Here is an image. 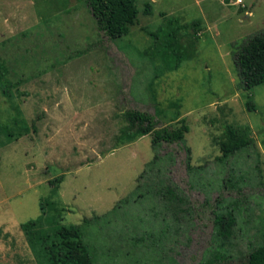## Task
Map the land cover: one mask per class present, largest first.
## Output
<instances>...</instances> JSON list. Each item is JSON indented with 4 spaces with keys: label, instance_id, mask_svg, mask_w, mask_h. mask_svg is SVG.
Returning <instances> with one entry per match:
<instances>
[{
    "label": "rangeland",
    "instance_id": "rangeland-1",
    "mask_svg": "<svg viewBox=\"0 0 264 264\" xmlns=\"http://www.w3.org/2000/svg\"><path fill=\"white\" fill-rule=\"evenodd\" d=\"M243 2L136 0L129 34L109 39L87 0H0V264H76L58 230L111 211L154 157L149 135L118 145L129 110L171 128L185 119L184 141L165 144L163 154L203 217L188 245L165 254L115 237L118 219L109 216L112 236L89 230L98 264H198L213 233L207 193L213 204L219 196L243 203L222 264L264 256V84L246 90L235 61L264 31V0ZM171 22L200 24L169 36ZM225 126L253 138L227 165L218 161ZM61 175V185L50 184ZM231 175L243 177L240 190Z\"/></svg>",
    "mask_w": 264,
    "mask_h": 264
},
{
    "label": "trees",
    "instance_id": "trees-1",
    "mask_svg": "<svg viewBox=\"0 0 264 264\" xmlns=\"http://www.w3.org/2000/svg\"><path fill=\"white\" fill-rule=\"evenodd\" d=\"M87 6L92 13L98 28L109 39H116L126 36L130 32V27L139 18V10L136 0H87ZM150 4H146L145 12L149 13ZM200 22H193L179 28L171 22L169 36L178 35L181 29L196 27ZM235 61L239 71L242 86L246 90H251L264 84V31L251 36L235 53ZM0 84L5 87L2 68L0 66ZM125 121L117 137L118 145L130 137L131 140L145 136H151L154 157L138 178L135 189L125 198L121 199L115 207L104 215H96L87 218L83 224L73 228L62 227L58 233L68 251L66 257L71 258L76 264H98L99 257L90 238V231L96 228V233L121 237L136 248L155 252L167 253L175 252L181 244H189L191 236L199 224L200 214L198 207L191 201L190 196L173 179L169 164L174 162L170 153L163 154L165 144L172 145L182 143L189 127L185 119L182 125L177 128L163 125L155 115L140 110H129L125 113ZM222 157L218 161L227 165L231 159L244 150L253 146L252 136L241 134L233 126H225L224 140L220 142ZM117 146V145H116ZM115 146V147H116ZM189 161V160H188ZM87 162L83 161L80 166ZM188 163L189 176H193V167ZM65 175H61L50 181L51 185H61ZM231 188L241 189L242 176L231 175L227 180ZM200 184V180H196ZM195 185L193 184L194 187ZM219 196L214 204L211 195L205 196L202 204L206 210H211L213 221V233L209 241V246L203 258L198 264H222L223 261L232 257V249L235 240L240 232V220L243 203L227 204ZM222 198V199H221ZM205 215V214H204ZM109 216L118 219L117 224L112 228L115 231L110 234ZM101 220L105 221L103 225ZM120 227V228H118ZM137 229L138 231L136 234ZM121 241V240H119ZM73 252L76 257L71 256ZM80 253V254H77ZM107 256H111V251H107ZM172 259V258H171ZM171 262L176 260L172 259ZM254 264H264V256L258 258Z\"/></svg>",
    "mask_w": 264,
    "mask_h": 264
},
{
    "label": "built area",
    "instance_id": "built-area-1",
    "mask_svg": "<svg viewBox=\"0 0 264 264\" xmlns=\"http://www.w3.org/2000/svg\"><path fill=\"white\" fill-rule=\"evenodd\" d=\"M232 2L233 5H243L244 3L243 0H232Z\"/></svg>",
    "mask_w": 264,
    "mask_h": 264
},
{
    "label": "crops",
    "instance_id": "crops-1",
    "mask_svg": "<svg viewBox=\"0 0 264 264\" xmlns=\"http://www.w3.org/2000/svg\"><path fill=\"white\" fill-rule=\"evenodd\" d=\"M243 5H244V3H243Z\"/></svg>",
    "mask_w": 264,
    "mask_h": 264
}]
</instances>
